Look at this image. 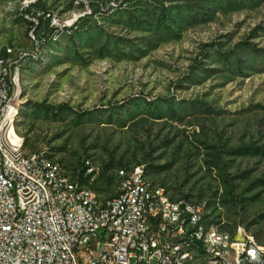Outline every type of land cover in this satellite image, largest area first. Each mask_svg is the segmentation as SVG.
I'll return each instance as SVG.
<instances>
[{"label": "rangeland", "instance_id": "obj_1", "mask_svg": "<svg viewBox=\"0 0 264 264\" xmlns=\"http://www.w3.org/2000/svg\"><path fill=\"white\" fill-rule=\"evenodd\" d=\"M38 15L48 39L29 27ZM3 48L18 68L9 125L26 153L111 163L115 184L118 162L143 165L170 193L211 200L222 230L264 243V156L230 151L264 148V0H0ZM231 48L239 65L218 52ZM101 176L91 186L108 196Z\"/></svg>", "mask_w": 264, "mask_h": 264}, {"label": "built area", "instance_id": "obj_2", "mask_svg": "<svg viewBox=\"0 0 264 264\" xmlns=\"http://www.w3.org/2000/svg\"><path fill=\"white\" fill-rule=\"evenodd\" d=\"M5 75L0 71V163H7V173H0V264H185L188 239L205 245L192 264H264V243L248 230L239 232V225L225 247H217L205 233L211 217L199 213L194 198L163 189L147 198L150 187L138 182V168H118L125 184L111 196L92 188L99 174L94 166L84 172L90 175L86 191H79L77 178L64 183L71 172L56 162V171L42 174L41 150L25 158L21 139L3 131L15 100L7 99V91L17 86L16 77L5 83ZM42 180L51 181L56 202L47 200ZM172 250L181 251L182 263L173 262Z\"/></svg>", "mask_w": 264, "mask_h": 264}, {"label": "bare ground", "instance_id": "obj_3", "mask_svg": "<svg viewBox=\"0 0 264 264\" xmlns=\"http://www.w3.org/2000/svg\"><path fill=\"white\" fill-rule=\"evenodd\" d=\"M9 52L12 49H8ZM12 59V58H11ZM18 69V68H16ZM14 69V65L12 61L8 58L0 56V71L6 72L5 75V83H14V78L17 75V70ZM18 77H16V85H17ZM16 86H10L7 91V99H13L14 91ZM16 115V107L14 103H12V108H10L9 112L7 113V117L4 118L3 124V131H5L9 138H18L21 139L23 143L22 137H15V133L10 127L13 123L14 118ZM10 124V125H9ZM25 158H34V151L26 153ZM40 159L43 162L41 164V173L42 174H49V171H56V163L61 165L58 161L54 160L52 157L46 154L45 151L40 152ZM56 162V163H55ZM88 165V164H87ZM92 166V165H90ZM138 168V182L141 186L150 187L147 191V198H155L158 195V189H163V191H169L166 189L164 185H160L154 183L150 179L144 170L143 165H137L132 169H124V171H137ZM86 172H89V166L86 168ZM0 173H7V163H0ZM119 184H125V176L124 175H117ZM64 183H76V177L72 176V174H68L64 176ZM79 183V191H86L88 187L87 183ZM41 188L47 190V200L49 202H56V192L51 190V181L50 180H42L41 181ZM188 198V197H187ZM199 205V213L206 214L205 203H198ZM219 228V229H218ZM205 233L208 237H211L213 240H217V247H225V239H230L233 234L222 230L221 227L217 223H212L209 220L205 223ZM188 247L192 250H188V257H185V264H192V258H195V252L197 253H205V245L202 242H199L197 239H188ZM172 260L175 263H182L183 262V254L180 250H172Z\"/></svg>", "mask_w": 264, "mask_h": 264}, {"label": "trees", "instance_id": "obj_4", "mask_svg": "<svg viewBox=\"0 0 264 264\" xmlns=\"http://www.w3.org/2000/svg\"><path fill=\"white\" fill-rule=\"evenodd\" d=\"M233 1H235V0H226V2H228V3H231ZM238 1H241V0H238ZM157 5H160L161 6V9L160 10H161V12H163V10H162L163 9L162 2L160 4H157ZM43 12H45V9H43ZM29 22H30V26H29L30 29L32 31H35L38 36H43L44 39H48L49 37H46L45 38V35L51 36L53 34L52 32L54 30V26L49 24V17L48 16H45L44 18H42V16H39L38 15L35 22H33V20H30ZM157 23H160V20H158ZM240 43L243 44L244 47H247L248 50L253 51L254 46L253 45H250L249 42H247V41H240L239 44ZM255 50H257V49H255ZM218 52L220 53V55L223 56V59L224 60H227L229 58V56L233 55V58H234L235 62L238 65L241 63V61H240L241 58H240L239 54L233 48L228 49V50H218ZM5 53H6L5 52V48H3L0 51V54L4 55ZM32 106L35 107V108H41L42 110L44 109V111H46V112H49L51 110V106L44 105V103H39V104L32 103ZM64 108H66V105L62 104V105H58L57 108H56V110H62ZM53 112H57V111L54 110ZM24 146H26V141L25 140H24ZM224 151H226V150H224ZM230 151L233 152V153H236V152H239L240 151L242 153L261 154V155L264 156V148L263 147H260V146H255L253 144L239 146L237 148L231 149ZM230 151H228V152H230ZM46 154L49 155V156H51L47 151H46ZM85 160H87V159H84L83 161H80L78 163V166L71 167L72 168V171L69 170V169H71L70 167L68 168L67 165H64L62 163V160L61 159H59L57 161L62 165V167L68 169L71 172L72 176L76 177L80 183H87L89 181L90 175H84V172H86V168L89 166V165H85V163H84ZM110 165H111V163L104 164V166L101 168V171H100V167H98L99 168V174L96 176L95 180H97V178L99 177L100 172H101V175H102L101 177L104 179V185L105 186H110L113 183L112 185H115L114 187L116 188L117 181H116V184H115L114 177L113 176L108 177V176H105L104 175V171L107 170V169H109L110 168ZM118 165L120 166L119 168L128 169V167L125 164H123V163H119L118 162ZM152 166L154 168H157L155 165H152ZM146 169L144 168V170H146ZM145 172L147 173V170ZM115 177H117V175ZM116 180H118V178ZM229 184H230V182L228 181L227 185H229ZM115 188L113 189V192L110 195H108V196L113 195V193L115 191ZM229 192L232 194V190H229ZM182 196H184L186 198L187 197H192L189 193H184V194H182ZM194 199L196 201L202 200L200 198H198V199L194 198ZM205 201H206V203H205L206 208H210L211 207V204H212V201L211 200H207V199H205ZM210 222H212V221H210ZM216 222L220 224L219 221H216ZM212 223H215V222H212ZM220 225L223 228L222 224H220ZM235 226L236 225H234V227ZM227 231L232 232L233 229L232 230H227ZM254 236H255V238H258L257 235L254 234Z\"/></svg>", "mask_w": 264, "mask_h": 264}]
</instances>
